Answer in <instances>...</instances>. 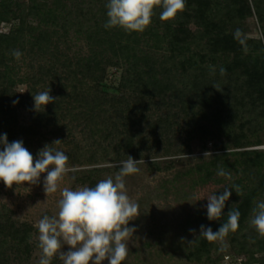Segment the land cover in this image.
<instances>
[{
	"label": "trees",
	"instance_id": "trees-1",
	"mask_svg": "<svg viewBox=\"0 0 264 264\" xmlns=\"http://www.w3.org/2000/svg\"><path fill=\"white\" fill-rule=\"evenodd\" d=\"M107 2L0 0V27L9 24L0 29V135L23 141L37 158L60 140L51 147L69 157V166H84L73 174L89 187L106 170L100 164L155 155L152 148L165 142L181 154L196 136L219 139L222 152L174 177L213 183L217 196L233 189L220 220L209 221L205 211V227L217 231L238 209L239 228L225 237L232 253L241 264H264V237L250 224L252 209L264 201V148H252L264 144V0H186L174 20L161 21L157 8L144 32L130 34L104 27ZM251 17L260 37L248 34ZM237 29L245 45L234 39ZM13 50L22 53L19 60ZM49 88L55 102L37 111L33 95ZM23 108L27 123L19 117ZM173 164L152 159L147 167L169 171ZM221 168L231 179L218 175ZM32 231L1 205L0 260L7 249L28 258ZM216 241L198 233L188 260L221 264L224 254L211 258Z\"/></svg>",
	"mask_w": 264,
	"mask_h": 264
},
{
	"label": "clouds",
	"instance_id": "clouds-1",
	"mask_svg": "<svg viewBox=\"0 0 264 264\" xmlns=\"http://www.w3.org/2000/svg\"><path fill=\"white\" fill-rule=\"evenodd\" d=\"M186 0H108L106 4V29L120 28L127 33H142L150 26L155 10L160 8L159 19L164 22L174 20L186 9ZM241 45H245L244 33L237 29L233 33ZM246 50V49H245ZM12 55L17 60L22 53L13 50ZM212 74L215 68L210 67ZM220 75H226V69H219ZM50 88L33 95L34 108L40 111L56 98L50 95ZM18 101H14L17 103ZM56 140L51 145H45L38 152V158L24 146L23 141L9 143L7 135H0V181L8 188L13 185L37 184L44 175L45 193L52 194L60 190L58 213L54 216L44 215L36 224L38 229V247L40 256L38 264H52L57 256L63 264H122L128 255V241L135 232L129 227V222L139 216V205L129 195L125 178L137 174L139 164L144 160H134L131 156L120 162L119 171L115 177L98 181L95 186H82L75 190L59 188L64 176L74 169L69 167V157L60 150L51 147L59 144ZM205 157L210 153L205 152ZM154 163V161H153ZM218 175L231 179V174L222 168ZM225 188L222 194L207 197V218L209 221L220 220L226 202L232 192ZM239 195V188L235 189ZM251 226L264 237V201L257 203L252 209ZM240 212L230 209L227 219L217 231L211 227L200 226V236L208 241L223 240L230 232L239 228ZM194 231V230H190ZM67 251H63L64 246Z\"/></svg>",
	"mask_w": 264,
	"mask_h": 264
},
{
	"label": "rangeland",
	"instance_id": "rangeland-1",
	"mask_svg": "<svg viewBox=\"0 0 264 264\" xmlns=\"http://www.w3.org/2000/svg\"><path fill=\"white\" fill-rule=\"evenodd\" d=\"M248 34L252 37H260L259 26L256 18L251 17L246 22ZM9 24H1L0 29L6 31ZM114 69H111V72ZM19 91H24L25 86L20 85ZM20 120L28 122L27 109L18 110ZM264 140V135H262ZM164 149L152 148L149 157L142 156L134 160H144L138 165L140 171L137 174L125 178L128 195L139 205V216L129 222V227L136 230L128 241V255L122 264H210L204 260L190 261L187 258L188 251L193 247L194 241L200 226H206L205 211L207 210V197L218 192L219 186L208 183L205 185L192 184L188 176L175 179V175L181 172L188 163H195L198 158H208L220 153V140L200 139L198 136L190 142V148L181 154L174 148ZM252 148H264V144ZM158 150V151H156ZM168 150V151H166ZM156 152V153H155ZM205 152L210 155L205 157ZM156 159L161 162L174 161L173 169L166 171H150L147 163ZM120 163H104L98 167L106 168L100 175V180L115 177L119 169H115ZM75 170H81L84 166H69ZM42 174L39 183L13 185L8 188L0 181V206L4 205L11 209L12 217L17 222H25L32 226L31 243L33 249L28 258L19 259L11 249L6 250V255L0 260V264H38L40 249L38 247L37 222L44 216H54L58 213V200L60 190L56 193L46 194L44 191ZM174 179V180H173ZM75 179L73 171L68 172L60 182L59 188L69 187L75 190L82 187ZM217 195V194H216ZM194 230V231H190ZM217 249L211 252V258H223L229 254L233 262L238 259L230 247L229 242L224 238L217 240ZM63 251L68 250L65 245ZM245 258V256H241ZM220 259V263H223ZM5 259V260H4ZM241 263V261H240ZM52 264H63L57 256ZM103 264H107L104 261Z\"/></svg>",
	"mask_w": 264,
	"mask_h": 264
},
{
	"label": "built area",
	"instance_id": "built-area-1",
	"mask_svg": "<svg viewBox=\"0 0 264 264\" xmlns=\"http://www.w3.org/2000/svg\"><path fill=\"white\" fill-rule=\"evenodd\" d=\"M237 260V263L236 262H233L231 256L229 254H226L223 258V263L222 264H241L240 261L238 259Z\"/></svg>",
	"mask_w": 264,
	"mask_h": 264
}]
</instances>
